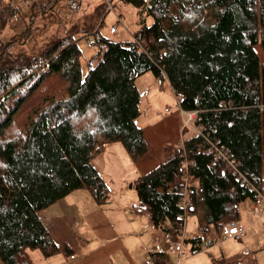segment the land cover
Here are the masks:
<instances>
[{
	"label": "trees",
	"instance_id": "obj_1",
	"mask_svg": "<svg viewBox=\"0 0 264 264\" xmlns=\"http://www.w3.org/2000/svg\"><path fill=\"white\" fill-rule=\"evenodd\" d=\"M128 1L139 7L137 41L112 40L95 29L91 43L99 49L88 58L86 73L73 29L36 55L9 51L20 37L0 46L3 264H36L34 249L45 257L74 252L67 242L53 238L40 212L84 188L99 204L107 203L109 186L92 159L110 143L121 142L133 160L147 153L136 81L149 71L169 80L180 106L196 110L195 122L202 128L184 137V148L173 147L163 162L133 183L139 206L149 210L154 225L169 219L176 233L182 224L185 159L196 182L192 213L202 209L208 235L219 236L223 224L238 222L240 203L256 197L252 186L264 193V64L255 46L264 48V0ZM43 5V11L51 9L52 1ZM102 8L85 17L86 23L95 28ZM16 12L0 0L2 25ZM146 16L153 18L151 24ZM81 31L78 27L75 32ZM33 82L30 90L15 96L22 85ZM43 82L42 100L22 115V103ZM216 142L230 149L251 186L208 151Z\"/></svg>",
	"mask_w": 264,
	"mask_h": 264
},
{
	"label": "crops",
	"instance_id": "obj_2",
	"mask_svg": "<svg viewBox=\"0 0 264 264\" xmlns=\"http://www.w3.org/2000/svg\"><path fill=\"white\" fill-rule=\"evenodd\" d=\"M164 109L165 112L154 110L138 119L148 143V153L133 163V175L136 178L163 162L179 140L184 115L179 109ZM112 145L114 144L110 143L105 151ZM103 154L93 158V164L100 173L106 165ZM124 185L123 183L117 188L113 199L105 205L99 204L90 190L84 188L72 191L43 209L40 216L53 238L59 243L67 242L74 252H59L44 257L42 264H161L163 261L175 264L178 257L176 252L168 250L167 247L164 249L167 252H163V249H157V246L144 242L143 228L139 224L137 212L131 211L137 200L135 197L131 198L132 193L125 192ZM253 204V199L248 198L239 205L240 216L237 223L245 226L240 239L234 236L226 238L207 249L206 253L198 252L190 260L183 261L182 258L181 264H189V261L197 259H205L207 264L234 260L245 264H264V203L261 205V216L254 214ZM198 212L201 215L199 217L202 219L203 230L206 221L202 218V209L198 208L193 214ZM188 228L189 220L187 231ZM100 229H103L104 233L101 234ZM173 229L172 225L170 232L175 235ZM189 237L196 238L200 235L190 234ZM201 237L218 238L212 234H204ZM93 238L101 242L100 249H93ZM133 238L142 244L141 249L132 246Z\"/></svg>",
	"mask_w": 264,
	"mask_h": 264
},
{
	"label": "rangeland",
	"instance_id": "obj_3",
	"mask_svg": "<svg viewBox=\"0 0 264 264\" xmlns=\"http://www.w3.org/2000/svg\"><path fill=\"white\" fill-rule=\"evenodd\" d=\"M48 1L50 0H2V4L11 3L12 6H15L17 8V12L5 25H2L0 22V46L1 44L12 40V37L16 36L21 39L9 46V51L11 53L36 55L50 43L62 36H65L73 29L74 36L79 39L78 43L83 51L81 63L83 71L86 73L88 58L97 53L99 49L91 43L95 37V34L93 33L95 29L99 28V32L102 35L110 37L112 40L127 41L134 38L135 33L140 27L139 7H136L128 0H51V9L49 8L43 11L42 6H44L43 4H46ZM110 5H113L112 9H109ZM99 6H103L101 10V17L96 20L95 25L97 24V26L94 28L92 24L93 22L90 21L86 23L85 17L92 15ZM146 21L147 24H151L153 18L151 16H146ZM112 26H116V32L110 31ZM78 27L82 28L81 32H75ZM255 46L260 55L261 62L264 64V48L261 47L262 45H260V43ZM100 57V55L97 56L94 62L97 63ZM136 83L141 94V116L145 114L149 115L154 110H158L161 113L165 112V107L166 111H169L170 109H179L182 113V110L178 105L176 94L167 78H159L149 71L147 74L140 76ZM33 84L34 82L32 84L22 85L21 88L15 92V96L22 91L30 90ZM45 85L46 83L43 82L31 90V94H29L27 99H25L22 103L20 110L22 115H25L33 105L42 100L43 95L40 91L45 87ZM182 119V130H180L179 140L176 142L174 147L177 145L184 148V137H188L193 133H200L196 132L197 130L195 127L197 128V124L195 121L191 125H188L184 122V117ZM113 144L114 145L109 147V150L102 152L104 153L103 157L106 161V165L105 167H102L103 169L101 170V175L104 177L110 189L108 193V200L113 199L117 188L124 183L125 192L130 194L132 193V197L129 196V198L135 197L137 200L133 207L138 208L136 209V212L139 218V224L143 228L142 235L144 242L153 246L155 245L157 246V249H163V252H167L164 249H166V247L168 249V240L170 236L174 234L170 232V229L172 228V221L166 219L160 227H156L152 222L149 210L145 206H139L137 188L133 184L136 180V177L133 175L135 170V165L133 163L137 160L130 158L121 142L117 141L113 142ZM184 170L185 169H183V174ZM253 201L254 204L257 203L255 199H253ZM107 203H109V201ZM131 211L132 213H136L134 209ZM199 216L201 215L198 212L188 217V231L186 223V231L188 235L198 234L203 236L206 234L201 229L202 219ZM100 232L101 234L104 233L103 229H100ZM131 240L132 246H134L135 249H141L142 244L137 239L133 238ZM221 241L222 239H217L215 245L219 244ZM91 243L93 249H100L101 242L99 240H95L93 238ZM210 248L207 249L209 250ZM184 249L186 250L183 254L176 252L178 257L175 264H181L182 258L183 261L184 259L190 260L196 255V253L198 254V252L202 253L207 251V249H203L191 252L189 250L191 249L189 243L187 245L185 244ZM169 250L172 251L171 249ZM31 256L36 264H42V259L45 257L41 254L39 249H34V251L31 250ZM151 257H153V255ZM188 263L207 264L208 261L205 259H197L191 260ZM0 264H3L1 260Z\"/></svg>",
	"mask_w": 264,
	"mask_h": 264
},
{
	"label": "built area",
	"instance_id": "obj_4",
	"mask_svg": "<svg viewBox=\"0 0 264 264\" xmlns=\"http://www.w3.org/2000/svg\"><path fill=\"white\" fill-rule=\"evenodd\" d=\"M109 9H112L113 5L109 6ZM111 32H116V26H112L110 29ZM138 36L134 35V39L137 41ZM178 105L180 109L182 110V114L184 115V122L188 125H191L195 121V117L197 114L196 110H184L179 102ZM168 111V110H167ZM196 132H202V128L200 125H197ZM199 134V133H198ZM208 151L214 153V157L216 159L223 160L227 167L234 173L237 174L239 178H241L243 183H246L251 186V182L248 180V178L240 171L238 168V162L236 158L231 154L230 149L219 145L217 142L210 145L208 148ZM184 174H183V183L180 187V205L182 207V211L179 214L180 219L182 220V224L179 227L178 231L175 233V235H171L168 240V250L171 249L172 251H175L179 254H183L186 249H184L185 244L188 243L191 246V249H189L191 252H196L198 250H203L212 247L216 244L217 239H226L229 237L234 238H240L241 235L245 231V226L239 223H225L222 226L221 235L218 238H202V239H196L192 240L187 231H186V220L187 218L192 215V208H193V201L191 200V194H192V186L196 183L194 179L191 178L189 173V160H184ZM254 190H256V204L253 206V212L255 215H262V204L264 203V193L260 191L258 188L252 186ZM161 264H168L167 262H163Z\"/></svg>",
	"mask_w": 264,
	"mask_h": 264
},
{
	"label": "bare ground",
	"instance_id": "obj_5",
	"mask_svg": "<svg viewBox=\"0 0 264 264\" xmlns=\"http://www.w3.org/2000/svg\"><path fill=\"white\" fill-rule=\"evenodd\" d=\"M188 219V218H187ZM186 223H187V220H186Z\"/></svg>",
	"mask_w": 264,
	"mask_h": 264
}]
</instances>
